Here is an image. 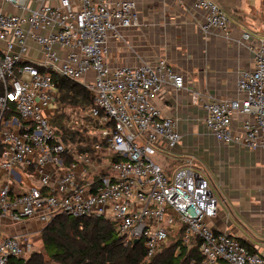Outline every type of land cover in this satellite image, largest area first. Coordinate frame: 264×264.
Segmentation results:
<instances>
[{"label":"built area","instance_id":"1","mask_svg":"<svg viewBox=\"0 0 264 264\" xmlns=\"http://www.w3.org/2000/svg\"><path fill=\"white\" fill-rule=\"evenodd\" d=\"M0 2L8 6L0 7V217L41 226L8 235L0 229V264L34 253L42 227L59 214L109 219L126 244L143 240L147 258L180 227L200 264H264V256L207 223L217 198L194 156L169 171L149 156L182 139L177 120L151 100L166 83L179 89L185 80L165 57L109 63L108 39L140 25L136 0ZM196 5L206 13L202 30L228 33L216 0ZM30 41L38 59L30 58ZM247 46L254 67L239 71L236 97L203 102L204 122L222 142L264 149V39ZM53 74L80 82L92 103L62 102Z\"/></svg>","mask_w":264,"mask_h":264},{"label":"crops","instance_id":"2","mask_svg":"<svg viewBox=\"0 0 264 264\" xmlns=\"http://www.w3.org/2000/svg\"><path fill=\"white\" fill-rule=\"evenodd\" d=\"M216 1L229 19L227 34L217 28L202 30L206 13L197 0H136L140 25L122 28L120 38L108 39L107 59L113 66H135L165 57L183 75L185 87L168 82L151 100L163 116L177 120L182 134L178 145L165 151L167 165L172 168L194 156L197 171L217 198V214L207 223L264 256V149L218 140L205 125L203 108L206 100L236 97L239 71L254 67L247 45L264 39V0ZM0 7L8 6L0 2ZM245 32L249 40L243 38ZM29 55H41L33 41ZM40 228L35 221L15 224L0 217L2 235Z\"/></svg>","mask_w":264,"mask_h":264},{"label":"trees","instance_id":"3","mask_svg":"<svg viewBox=\"0 0 264 264\" xmlns=\"http://www.w3.org/2000/svg\"><path fill=\"white\" fill-rule=\"evenodd\" d=\"M53 75L55 81H59V98L62 102L80 105L92 103L90 92L80 82ZM75 136V133L71 136L68 134L72 141ZM167 168L169 171L171 165H167ZM182 232V228L175 227L163 247L147 258L143 240L126 244L125 237L114 229L109 219L59 214L41 231L40 242L44 249L36 250L28 258H14L12 264H200V252L183 242ZM169 241L170 244L166 246Z\"/></svg>","mask_w":264,"mask_h":264},{"label":"rangeland","instance_id":"4","mask_svg":"<svg viewBox=\"0 0 264 264\" xmlns=\"http://www.w3.org/2000/svg\"><path fill=\"white\" fill-rule=\"evenodd\" d=\"M149 156L155 162L161 164L163 167H165L169 163V161H167V157H166L165 153H163V152H155V153L149 154ZM43 227H42V229H43ZM42 229H41V231H42ZM40 237H41V232L36 237V240H37L36 241V243H37L36 248H37V250H43L44 249L43 245L40 242ZM169 244H170V241L166 244V246Z\"/></svg>","mask_w":264,"mask_h":264},{"label":"water","instance_id":"5","mask_svg":"<svg viewBox=\"0 0 264 264\" xmlns=\"http://www.w3.org/2000/svg\"><path fill=\"white\" fill-rule=\"evenodd\" d=\"M138 240H135V242H137Z\"/></svg>","mask_w":264,"mask_h":264}]
</instances>
